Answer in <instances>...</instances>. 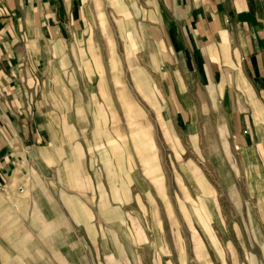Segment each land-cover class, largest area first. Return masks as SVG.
Listing matches in <instances>:
<instances>
[{
    "label": "crops",
    "instance_id": "0c3cea01",
    "mask_svg": "<svg viewBox=\"0 0 264 264\" xmlns=\"http://www.w3.org/2000/svg\"><path fill=\"white\" fill-rule=\"evenodd\" d=\"M105 20L135 44L143 37L139 51L179 132L226 133L230 164L245 169L232 175H264V0H0V264H137L151 256L135 247L104 251V163L85 171L74 141L57 140L56 125L46 132L41 121L42 85L71 67L73 50H89L90 29ZM69 175L97 176L95 205L84 202L92 188L77 191ZM78 193L83 203H67ZM114 240L125 242L120 232Z\"/></svg>",
    "mask_w": 264,
    "mask_h": 264
},
{
    "label": "rangeland",
    "instance_id": "374dc122",
    "mask_svg": "<svg viewBox=\"0 0 264 264\" xmlns=\"http://www.w3.org/2000/svg\"><path fill=\"white\" fill-rule=\"evenodd\" d=\"M115 27L105 20L91 28L89 50L71 52V67L51 73L41 100L46 132L56 125L57 140L74 141L85 171L104 163V251L151 255L137 264H264V175H232L245 169L230 164L226 133L179 132L148 53L139 51L143 37L135 44ZM96 177L67 181L77 191L89 185L92 195L82 197L95 205ZM68 202L83 203L79 193Z\"/></svg>",
    "mask_w": 264,
    "mask_h": 264
},
{
    "label": "built area",
    "instance_id": "2783aa9c",
    "mask_svg": "<svg viewBox=\"0 0 264 264\" xmlns=\"http://www.w3.org/2000/svg\"><path fill=\"white\" fill-rule=\"evenodd\" d=\"M21 189V188H20Z\"/></svg>",
    "mask_w": 264,
    "mask_h": 264
}]
</instances>
